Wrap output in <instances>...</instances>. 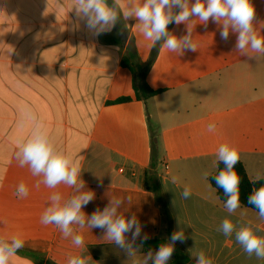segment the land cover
Masks as SVG:
<instances>
[{"label":"crops","instance_id":"crops-1","mask_svg":"<svg viewBox=\"0 0 264 264\" xmlns=\"http://www.w3.org/2000/svg\"><path fill=\"white\" fill-rule=\"evenodd\" d=\"M251 3L254 28L264 36V0ZM59 4L63 7L58 0H0V236L10 239L19 233L25 241L11 264H67L78 253L90 256L89 264L108 259L134 264L148 252L137 247L138 240L130 259L104 230L73 225L74 234L84 237L78 248L57 226L41 223L51 195L68 199L76 192L64 184L37 188L43 177L19 166L18 145L34 123L21 126L25 109L44 125L58 150L81 161L82 191L95 194L82 209L86 216L120 198L119 213L127 219L135 215L142 234L155 238L162 232L153 187L158 185L172 234L182 230L186 237L177 241L188 256L186 264L196 262L194 255L201 250L211 254L213 264H264L243 251L235 232L225 236L217 231L227 218L237 230L251 222L264 237V220L243 206L229 214L208 182L224 143L239 150L249 180L264 176V53L241 54L235 47L238 33L230 31L227 41L221 38L222 21L210 18L205 26L191 17L171 23L168 31L178 38L187 35L190 24L197 51L170 52L161 49L162 41L146 76L149 87L160 92L141 101L134 96L130 71L120 63L130 40L142 62L150 56L151 42L136 26L138 20L121 14L122 42L117 23L97 36L71 9V0ZM124 96L130 101L110 103ZM209 124H215L214 131H208ZM151 130L157 134L163 175L151 161ZM123 158H131L132 165ZM21 182L29 190L24 198L15 194ZM185 186L191 189L188 199L182 197Z\"/></svg>","mask_w":264,"mask_h":264},{"label":"clouds","instance_id":"clouds-1","mask_svg":"<svg viewBox=\"0 0 264 264\" xmlns=\"http://www.w3.org/2000/svg\"><path fill=\"white\" fill-rule=\"evenodd\" d=\"M58 6L63 7L59 0ZM71 9H75L77 17L84 20L89 31L97 36L110 32L121 14L124 19L135 18L138 20L136 26L144 38L151 42L152 47L163 41L161 49L179 54L184 51H197L190 24L187 35L179 38L168 31V25L188 22L191 17H197L206 26L211 18L216 23L222 21L220 36L223 40H228L230 31L238 33L235 47L241 54H248L249 51L264 53V36L258 34L254 28L255 8L251 0H195L191 5L189 0H112L111 4L108 0H71ZM174 9H178V13H174ZM30 121L34 122L31 134L18 145L16 152L19 166L27 165L33 176L43 177L42 181L37 182V188L40 183L53 189L64 184L74 188L76 192L68 199H63L60 193L51 195L50 204L42 214L41 223L57 226L65 238L72 237V243L78 248L84 245V237L80 233L74 234L73 225H78L79 229L100 228L105 231L109 242L125 250L130 259L135 257L136 242L139 240L137 247H142L143 243L151 238L147 233L142 234V225L137 217L132 215L127 219L119 213L123 204L120 198L111 199L103 210L98 208L91 216H86L82 209L94 199L95 194L92 191H82L85 183L80 179L81 161L58 150L44 125L37 121L31 110H23L21 126ZM214 130L215 124H209L208 131ZM217 161L223 162L225 167L214 178L227 198L224 205L226 211L233 214L241 205V177L234 167L240 161L239 150L229 143L221 144ZM262 179L264 176L257 174L250 181L255 183ZM176 180V177H172V183H176ZM28 192L27 186L21 182L15 194L24 198ZM190 196L191 189L185 186L182 197L188 199ZM248 203L258 209L259 218L264 220V186L253 190L248 197ZM217 231L225 236H231L235 232V240L249 257L254 254L258 259H264V237L256 234L258 229H255L251 222L237 230L236 225L226 218ZM126 234L131 235L130 241H126ZM185 239L182 230L174 232L169 242L160 244L155 253L149 250L142 260H136L134 264H149V261L152 264H167L173 255L175 242H184ZM24 243V238L19 233L10 239L0 236V264H11L12 258L24 247ZM194 256L196 264H213V260L202 250ZM90 259L91 257L84 253H78L70 256L67 264H89Z\"/></svg>","mask_w":264,"mask_h":264},{"label":"trees","instance_id":"trees-1","mask_svg":"<svg viewBox=\"0 0 264 264\" xmlns=\"http://www.w3.org/2000/svg\"><path fill=\"white\" fill-rule=\"evenodd\" d=\"M170 25L171 23L168 25V29L170 28ZM121 28L122 26L119 25V23H117L116 29L120 30ZM161 42H158L155 47H152L150 56L148 60H146L145 62H142L139 59L132 40H130L129 43L126 44V54L122 57L120 63L123 67H126L132 75V89L134 92V96L137 100L145 101L160 92V90H153L149 87L146 80V76L156 56L158 47L161 44ZM127 101H130V98L124 96V97H119L114 101H111L110 103L117 104V103H124ZM150 150H151V157H155L158 150V138H157V134L152 130L150 131ZM216 164H217L216 170L212 175L208 177V182L215 189L216 195L219 198V200L222 203H225L227 198L224 195L223 189L217 185L216 180L214 178L219 171L224 169L225 165L223 164V162L220 161H217ZM234 167L238 175L241 177L240 206L247 207L258 212V209H256L254 205H250L248 203V197L253 193L254 189L258 190L259 187L264 186V179L253 183L247 177L244 166L240 161ZM157 203L162 218V232L160 233V235L156 236L155 238L149 239L143 243L142 247H140L141 251L143 252L158 249L160 244L169 242V238L172 235L168 210L166 206L163 205V203H160L158 200ZM187 262H188V256L180 247L178 242H175L174 252L171 257L170 264H186Z\"/></svg>","mask_w":264,"mask_h":264},{"label":"rangeland","instance_id":"rangeland-1","mask_svg":"<svg viewBox=\"0 0 264 264\" xmlns=\"http://www.w3.org/2000/svg\"><path fill=\"white\" fill-rule=\"evenodd\" d=\"M119 160H121V161H125V162H127V164H129V165H132V162H131V158H129V160H126V159H119ZM151 161H152V164H153V166L155 167V166H157V173L159 174V175H163V171L165 170V168H163L162 166H161V153L159 152L158 154H156V156L155 157H151ZM164 169V170H163ZM153 187H154V191H155V193H156V197H157V200L160 202V203H163V205H165L164 204V202H163V195H162V193H161V189L160 188H158V185L157 186H155V185H153ZM205 251V250H204ZM205 254H206V252H205ZM211 254H206V256H210ZM103 264H115V259H108V260H104L103 262H102ZM191 264H196V262H192Z\"/></svg>","mask_w":264,"mask_h":264},{"label":"water","instance_id":"water-1","mask_svg":"<svg viewBox=\"0 0 264 264\" xmlns=\"http://www.w3.org/2000/svg\"><path fill=\"white\" fill-rule=\"evenodd\" d=\"M119 38L122 42L126 41V32L124 29L119 30Z\"/></svg>","mask_w":264,"mask_h":264}]
</instances>
